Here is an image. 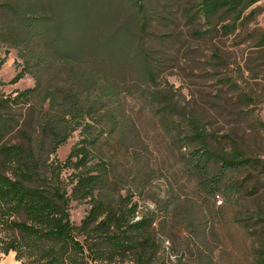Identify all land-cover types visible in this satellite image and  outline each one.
I'll use <instances>...</instances> for the list:
<instances>
[{"label":"rangeland","instance_id":"1","mask_svg":"<svg viewBox=\"0 0 264 264\" xmlns=\"http://www.w3.org/2000/svg\"><path fill=\"white\" fill-rule=\"evenodd\" d=\"M53 2L60 16L99 19L115 4ZM118 2L119 20L147 27L138 42L150 79L135 67L107 74L102 62L79 86L69 72L103 55L67 60L46 41L0 39V184L41 191L37 206L68 214L78 244L62 250L65 264H264V0L240 15H204L199 0ZM54 20L68 36L86 27ZM90 27L89 39L113 35ZM109 47L108 63L125 60L122 42ZM15 145L22 164L4 150ZM211 147L232 161L209 162ZM15 202L0 198V264H36L55 222Z\"/></svg>","mask_w":264,"mask_h":264},{"label":"trees","instance_id":"2","mask_svg":"<svg viewBox=\"0 0 264 264\" xmlns=\"http://www.w3.org/2000/svg\"><path fill=\"white\" fill-rule=\"evenodd\" d=\"M257 0H199L197 11L203 13L204 15H213L217 10L223 8L227 11L235 13V15H240L242 9L245 7L253 4ZM115 3L111 10L108 12H104L103 15L105 17L103 19H99L98 17L95 18L94 14H82L81 16H60L56 13L53 8L52 3L53 0H0V39H6L11 42L13 45H23L24 47L28 46H35L40 47L42 41H46L48 46L54 48V55H58V57L64 58L69 60L70 58H75L76 55L82 54L84 52H88L94 56L98 54L100 58H89L90 64L85 68V70H81L78 67L74 71H70L69 68L66 70L67 72L73 73V78L78 82L79 86H83L84 77L82 76L84 71L89 73H95L96 69L101 67L100 63L105 64V70L107 74H116V72H121L125 70L133 69L134 67L136 70L141 74V76L145 78H152L153 73L150 69H147L141 63V51L139 49V36H141V32H143L147 27L145 24H137L132 22V19L128 15L127 19L119 20L120 13L123 11L122 5L118 0H113ZM139 13L141 18L144 20V10L141 6H138ZM244 7V8H243ZM115 10V11H114ZM93 13V12H92ZM55 18H58L66 23L77 25V26H86L80 29V31L74 33L71 36H68V29L65 27L61 28L58 25H55ZM69 17V18H68ZM97 23L102 26V28H106L111 30L113 35L106 34L105 38H102L98 32L100 30L95 31L96 37L89 39L90 34L93 33L92 29H90V25ZM136 24V26L134 25ZM138 27V28H137ZM13 31V32H12ZM92 35V34H91ZM78 38H74V37ZM116 36V37H115ZM75 39L76 44H70L69 39ZM118 39V40H117ZM113 42L115 43L122 42V44L126 48V58L122 62L121 60L110 59L109 63L106 61L108 57H113L110 54L115 52L111 50L109 44ZM90 43L92 45H90ZM46 55H51L49 52L43 53ZM108 55V57H107ZM70 59V60H72ZM81 59H79L80 63ZM86 61V60H85ZM106 61V63H105ZM68 63V61H65ZM88 62V61H87ZM99 62V64H97ZM131 71V70H130ZM149 97L155 101L156 103L159 101H163L164 96L160 95V92L157 90H152L147 92ZM73 101V100H72ZM0 106H6L3 103H0ZM76 106V105H75ZM55 136L54 131H52V137ZM57 139V138H56ZM6 154L9 157H15L19 159L20 164H22L25 158L23 154L25 152L15 146L6 147L5 149ZM238 155H241V158H244V164H248L250 158L245 156L242 150H238ZM185 158V157H184ZM209 162L211 160H222L224 163H230L232 160L227 158L223 155V152L211 147L209 149V155L207 160ZM205 163V170L210 167V163ZM209 163V164H208ZM208 171V170H207ZM209 174V173H208ZM207 172H205V176ZM32 181L31 179L22 178V180ZM24 180V182H25ZM219 183V178L216 180ZM1 193L0 198H12L16 200V209L22 208L24 205H28V211L30 213H40L38 217L41 216L42 219L45 220H52L54 223L53 227L51 228L50 234L48 233V238L52 242V247L49 249L47 248H40L39 252L35 255V262L36 264H65V260L62 258L61 253L63 249L68 248L70 244L74 247L78 244L77 241L73 239L72 233V226L69 222L68 214H65L63 210L60 208H47V206H37L36 197H43L41 191H33L27 190L23 188L19 183H13L10 186L6 183H1ZM207 187V186H206ZM40 190V189H39ZM46 202H49V198H45ZM135 206L131 207L129 211H134ZM19 211V210H17ZM42 213V214H41ZM44 220V221H45ZM20 227V226H19ZM101 225H98L96 228L100 229ZM91 239L98 241L102 239V242L95 243V246L100 245L103 247L107 246V242L96 234H90ZM99 253L101 251L99 250ZM68 253V252H67ZM72 264H82L80 263L76 256H70Z\"/></svg>","mask_w":264,"mask_h":264},{"label":"built area","instance_id":"3","mask_svg":"<svg viewBox=\"0 0 264 264\" xmlns=\"http://www.w3.org/2000/svg\"><path fill=\"white\" fill-rule=\"evenodd\" d=\"M222 201L220 199L217 200V204H220Z\"/></svg>","mask_w":264,"mask_h":264}]
</instances>
